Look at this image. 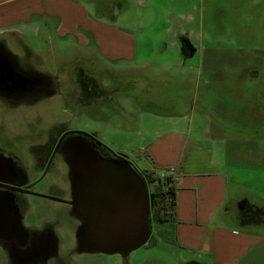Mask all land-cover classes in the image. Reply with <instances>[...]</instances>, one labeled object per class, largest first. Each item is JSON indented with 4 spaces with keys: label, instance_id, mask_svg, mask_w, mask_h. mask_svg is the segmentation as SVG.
Listing matches in <instances>:
<instances>
[{
    "label": "rangeland",
    "instance_id": "rangeland-1",
    "mask_svg": "<svg viewBox=\"0 0 264 264\" xmlns=\"http://www.w3.org/2000/svg\"><path fill=\"white\" fill-rule=\"evenodd\" d=\"M91 1L87 0L92 7ZM114 6L119 12L116 22L136 34L134 62H110L97 46L81 49L72 34L56 32L52 21L39 33L25 32L20 40L8 37L10 34L0 36L5 39V49L21 61L30 55V76L46 83L42 93L31 94L29 105L18 103L12 107L0 103V143L13 138V146H25L29 141L25 136L29 134L37 143L39 138L50 132L56 134L62 128L94 133L113 154L124 156L141 172L150 167V161L138 154L140 141L134 131L144 114L155 115L173 108L172 97H179L175 85L180 84L182 92L187 89L188 94L194 93L201 105L197 109L211 114L214 125L219 126L224 137L220 145L231 147L227 158L236 170L230 180L250 185L256 192L254 195L244 185L238 194L247 198L242 193L246 191L264 201V0H117ZM99 11L91 13L102 16L104 13ZM183 15H191L194 24H186ZM168 23L193 27V37L202 45L201 50L182 58L170 42L171 31L163 32ZM91 50L96 54L90 56ZM143 61L154 67H139ZM201 64L208 70L195 78ZM132 65L139 67L134 69L135 74L129 73ZM79 68L87 75L93 74L108 92L103 101L81 93ZM161 70L169 76L159 83L154 78L162 75ZM43 75H47L46 79ZM156 84L162 89L155 90ZM150 98L165 99L169 105L158 107L149 102ZM148 118L154 123L153 116ZM51 177L36 186L37 193L49 196L44 186ZM60 206L30 196L24 221L32 226L52 222L53 218L56 220L53 212ZM154 224L157 223H151L152 234ZM54 226L59 231L60 225ZM255 230L264 236V227ZM62 232L63 246L73 245V232ZM164 247L158 246V258L152 257L155 253L146 246L133 250L127 254L129 264H170V251ZM94 256L97 257H87L88 263L119 264L116 255ZM137 256L145 258L135 261ZM240 264H264V243L255 246L248 260Z\"/></svg>",
    "mask_w": 264,
    "mask_h": 264
},
{
    "label": "crops",
    "instance_id": "crops-1",
    "mask_svg": "<svg viewBox=\"0 0 264 264\" xmlns=\"http://www.w3.org/2000/svg\"><path fill=\"white\" fill-rule=\"evenodd\" d=\"M115 2L117 0H92L91 7L87 0H0V36L10 34L8 37L14 38L25 32L39 33L52 21L56 32L72 34L79 48L97 46L100 54L110 62H134L136 34L116 22L115 15L119 12L115 10ZM99 9L104 14L94 17L91 12ZM183 18L186 24H194L191 15H183ZM170 31V42L177 50L180 35L188 38L194 48L193 54L201 50L202 45L193 37V27L186 29L183 24L168 23L163 32ZM0 41L5 43L4 38ZM89 52L90 56L96 54L92 50ZM147 63L143 61L139 67H154ZM139 67L130 66L129 73L135 74L137 70L134 69ZM205 70L208 68L201 64L195 78ZM161 72L162 75L154 78L159 83L169 76L167 71ZM177 85L179 97H172L173 108L155 115L144 114L138 130L134 131L140 141L138 154L150 161L147 169L169 166L176 169L175 220L155 221L153 235L158 244L148 249L156 254L158 246H165V250L170 251L171 256L165 253L170 264L192 260H200L203 264H240L248 260L255 246L264 243V236L258 235L254 227L238 222L237 202L246 198L238 194V190L246 187L254 195L256 192L250 185L230 180L236 170L227 158L231 147L220 145L224 138L220 128L214 125L211 114L197 109L201 105L194 93L188 94L187 89L182 92L180 84ZM154 86L155 90L162 89L159 84ZM164 100L150 98L149 102L157 103L154 105L158 107L168 106L169 101ZM149 116H153L154 123ZM242 193L251 203H264L251 193ZM155 254H151L152 257L158 258Z\"/></svg>",
    "mask_w": 264,
    "mask_h": 264
},
{
    "label": "flooded vegetation",
    "instance_id": "flooded-vegetation-1",
    "mask_svg": "<svg viewBox=\"0 0 264 264\" xmlns=\"http://www.w3.org/2000/svg\"><path fill=\"white\" fill-rule=\"evenodd\" d=\"M14 38L20 40L19 37ZM5 48L2 42V45L0 44V103H7L12 107L18 103L29 105L32 101L31 94L42 93L46 83H41L30 76L32 73L28 62L30 55H26V61H21L18 56ZM42 77L46 79L47 75ZM39 78L41 79V76ZM79 85L81 88V84ZM96 94L97 92H92L88 98L92 99ZM67 130L62 128L56 134L50 132L45 137L39 138L37 143L29 134L25 136L29 139L28 144L20 147L13 146V138L0 143V264H94L92 261L88 263L87 257L91 256L95 259L97 257L94 256L95 254L116 255L119 258V264H129L127 255L82 250L75 240V231L80 221L73 215L69 203L71 199L70 171L66 143L78 133ZM86 139L100 154L107 156L97 147L94 140L89 137ZM50 176L52 177L44 188L49 191L48 194L53 199L46 198L35 190L45 177L49 179ZM30 196L48 199L61 205L53 212L56 220L53 218L52 222L46 221L39 226L26 224L24 217L29 207ZM238 222L243 226H256L254 223L256 221H247V218L239 217V215ZM54 223L60 225L59 231ZM63 229L73 232V245L63 246ZM157 244L151 231L150 238L143 246ZM134 259L139 261L143 258L137 256ZM82 260L85 261L82 263ZM195 261L203 264L200 260H192L184 264H198Z\"/></svg>",
    "mask_w": 264,
    "mask_h": 264
},
{
    "label": "water",
    "instance_id": "water-1",
    "mask_svg": "<svg viewBox=\"0 0 264 264\" xmlns=\"http://www.w3.org/2000/svg\"><path fill=\"white\" fill-rule=\"evenodd\" d=\"M77 133L66 143L69 203L80 221L75 240L82 250L127 255L151 235L154 200L147 182L124 156L100 154L86 139L97 145L94 133Z\"/></svg>",
    "mask_w": 264,
    "mask_h": 264
},
{
    "label": "trees",
    "instance_id": "trees-1",
    "mask_svg": "<svg viewBox=\"0 0 264 264\" xmlns=\"http://www.w3.org/2000/svg\"><path fill=\"white\" fill-rule=\"evenodd\" d=\"M179 51L182 58L186 59L194 53V48L185 35L178 37ZM77 81L81 84V93L91 95L92 92H97L94 101L98 99L103 101V96L107 95V91L100 87L95 76L93 74H85L81 68H79ZM94 89V90H93ZM116 90V89H115ZM107 156L114 155L103 143L97 144ZM166 168L145 169L140 173L141 176L147 182L148 190L154 200V208L150 213L152 221L165 222L169 220H175V175H167L161 177L159 173ZM239 208V217L247 218V221H256L255 227H264V203L257 205L251 203L248 198H242L237 202ZM253 223V224H254ZM254 227V228H255Z\"/></svg>",
    "mask_w": 264,
    "mask_h": 264
},
{
    "label": "built area",
    "instance_id": "built-area-1",
    "mask_svg": "<svg viewBox=\"0 0 264 264\" xmlns=\"http://www.w3.org/2000/svg\"><path fill=\"white\" fill-rule=\"evenodd\" d=\"M176 174V169H175V167L174 166H169V167H167L164 171H161L160 173H159V175L161 176V177H163V176H167V175H175Z\"/></svg>",
    "mask_w": 264,
    "mask_h": 264
}]
</instances>
